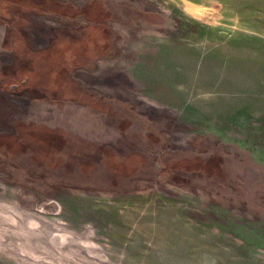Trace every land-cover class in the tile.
I'll list each match as a JSON object with an SVG mask.
<instances>
[{
	"label": "rangeland",
	"instance_id": "rangeland-1",
	"mask_svg": "<svg viewBox=\"0 0 264 264\" xmlns=\"http://www.w3.org/2000/svg\"><path fill=\"white\" fill-rule=\"evenodd\" d=\"M0 264H264V0H0Z\"/></svg>",
	"mask_w": 264,
	"mask_h": 264
},
{
	"label": "bare ground",
	"instance_id": "bare-ground-1",
	"mask_svg": "<svg viewBox=\"0 0 264 264\" xmlns=\"http://www.w3.org/2000/svg\"><path fill=\"white\" fill-rule=\"evenodd\" d=\"M32 222V221H31ZM30 226V225H29ZM42 231V230H41ZM47 235V234H46ZM37 240H42V241H48V239L46 240L44 237H39V238H37Z\"/></svg>",
	"mask_w": 264,
	"mask_h": 264
},
{
	"label": "crops",
	"instance_id": "crops-1",
	"mask_svg": "<svg viewBox=\"0 0 264 264\" xmlns=\"http://www.w3.org/2000/svg\"><path fill=\"white\" fill-rule=\"evenodd\" d=\"M136 76H137V77L131 78V80L137 82V81L139 80V77H138L137 74H136Z\"/></svg>",
	"mask_w": 264,
	"mask_h": 264
},
{
	"label": "trees",
	"instance_id": "trees-1",
	"mask_svg": "<svg viewBox=\"0 0 264 264\" xmlns=\"http://www.w3.org/2000/svg\"><path fill=\"white\" fill-rule=\"evenodd\" d=\"M70 143H71V141H70ZM72 143H73V142H72ZM110 167L112 168V167H116V166H114V165H111ZM117 173H118V172H117Z\"/></svg>",
	"mask_w": 264,
	"mask_h": 264
}]
</instances>
